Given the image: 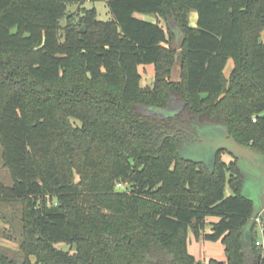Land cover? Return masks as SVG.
<instances>
[{
  "label": "trees",
  "instance_id": "obj_1",
  "mask_svg": "<svg viewBox=\"0 0 264 264\" xmlns=\"http://www.w3.org/2000/svg\"><path fill=\"white\" fill-rule=\"evenodd\" d=\"M87 1H103L109 17L80 0H0V145L11 179L0 202L21 212V257L0 245V264H264L237 159L180 153L225 128L264 154V0ZM169 20L185 34L180 50ZM144 64L155 67L150 86ZM189 231L220 241L225 259L197 260Z\"/></svg>",
  "mask_w": 264,
  "mask_h": 264
},
{
  "label": "rangeland",
  "instance_id": "obj_2",
  "mask_svg": "<svg viewBox=\"0 0 264 264\" xmlns=\"http://www.w3.org/2000/svg\"><path fill=\"white\" fill-rule=\"evenodd\" d=\"M84 5L94 6L98 12V16L101 19H107L109 17L107 8L103 1H96L94 3L87 0H80ZM82 4H72L69 7V12H75L78 10ZM77 16V15H76ZM170 23L172 20H169ZM61 25H65L66 19L63 17L61 19ZM261 36L264 37V30L261 33ZM178 63V59H177ZM225 74H229L228 71H225ZM154 80V76L144 75L141 77V85L142 86H150L152 85ZM209 148L206 146L200 147L195 146L191 150H180L181 155L188 157H199L200 153L203 151L209 152ZM221 156L223 159H230V156L226 153H222ZM0 182L4 184H11V179L7 168L3 166L2 162V148L0 145ZM118 190H129L127 185L118 184ZM252 195L257 194V189L253 188ZM225 195H229L232 193L231 188L228 184L225 185L224 188ZM20 205L14 201L0 202V245L4 248V250L13 258H20L21 253L19 250V231H20ZM258 231V226L256 227ZM55 246L59 249L69 250V244L65 241H57ZM188 250L191 254L195 256L197 260L207 261L210 258H215L218 260L225 259L223 254V245L220 241H210L203 240L202 238L196 239L192 233H189L188 240Z\"/></svg>",
  "mask_w": 264,
  "mask_h": 264
},
{
  "label": "water",
  "instance_id": "obj_3",
  "mask_svg": "<svg viewBox=\"0 0 264 264\" xmlns=\"http://www.w3.org/2000/svg\"><path fill=\"white\" fill-rule=\"evenodd\" d=\"M168 25L174 34L171 47L174 50H180L184 43L185 34L177 24ZM83 32H85L84 25L79 29L80 38ZM180 74L181 64L179 61L177 63L176 60L171 67L170 81H180ZM199 142L193 144L191 149L195 146H206L209 148V152L203 151L199 154V157L191 158L206 160L208 162L212 158L209 156V153L213 156L214 151L225 149L237 159L239 170L244 178L242 193L247 197H251L255 202L254 212L249 223L257 217L264 220V154L238 143L225 128L222 131H217V128L211 129L199 137ZM253 188L257 189L256 195H252L251 190Z\"/></svg>",
  "mask_w": 264,
  "mask_h": 264
},
{
  "label": "crops",
  "instance_id": "obj_4",
  "mask_svg": "<svg viewBox=\"0 0 264 264\" xmlns=\"http://www.w3.org/2000/svg\"><path fill=\"white\" fill-rule=\"evenodd\" d=\"M135 16L138 17V18L144 19V20L152 21V22H155L156 20H160V23H161V24L164 23L163 20H162V18L157 17V16H155L154 14L138 13V12H136V13H135ZM196 20H197L196 12L191 11V12L189 13V22H190V24H191V25H195V24H196ZM166 23H168V24H173L172 22L170 23V21H167ZM262 32H263V31H262ZM262 39H264V37H262ZM232 65H233L232 60H229L228 63L226 64L225 69H224V73H225V71H226V72L228 71V73H229L230 70H231V68H232ZM138 69H139V71H140V73H141V77L144 76V75H146V74L149 75V76H151V75L154 76V73H155V67H154L153 64H144V65H140V66L138 67ZM225 75H227V74H225ZM225 160L227 161V160H229V159H226V158H225ZM189 233H192V231H189ZM192 235H193V233H192ZM193 236H194V235H193ZM223 254H224V252H223ZM224 257H225V256H224ZM222 260H224V259H222Z\"/></svg>",
  "mask_w": 264,
  "mask_h": 264
},
{
  "label": "built area",
  "instance_id": "obj_5",
  "mask_svg": "<svg viewBox=\"0 0 264 264\" xmlns=\"http://www.w3.org/2000/svg\"><path fill=\"white\" fill-rule=\"evenodd\" d=\"M253 121H255V118H253ZM255 221L258 226V236L255 243L261 247V249H264V220L257 217Z\"/></svg>",
  "mask_w": 264,
  "mask_h": 264
}]
</instances>
